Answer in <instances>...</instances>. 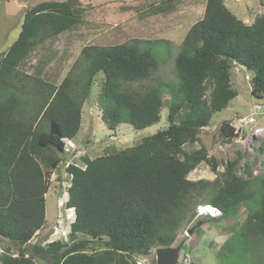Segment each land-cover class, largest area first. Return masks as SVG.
Returning a JSON list of instances; mask_svg holds the SVG:
<instances>
[{
  "label": "trees",
  "instance_id": "1",
  "mask_svg": "<svg viewBox=\"0 0 264 264\" xmlns=\"http://www.w3.org/2000/svg\"><path fill=\"white\" fill-rule=\"evenodd\" d=\"M180 2L152 4L149 14L173 12ZM82 21V9L68 0L41 1L26 11L18 37L0 53V241L18 245L16 253L0 254V264H40L36 256L47 264H135L153 248L172 246L203 203L208 212L221 211L211 218L220 221L244 208L242 233L264 240V175H253L247 165V176L237 173L240 153L220 173L205 146L185 149L237 96L231 85L235 65L253 73L251 92L264 96V13L245 23L226 0H206L203 17L189 28L176 55V83L137 86L159 65L138 39L85 45L59 83L42 75L40 64L32 72L22 68L38 46ZM99 73V103L109 129L123 122L145 128L161 119L164 105L168 125L135 145L83 155L84 166L68 165L66 206L75 212L69 240L29 248L47 222L48 178L61 166L67 140L82 127L83 106ZM220 133L231 139L235 127L224 121ZM258 149L264 152V142ZM203 162L218 174L215 180L188 177ZM95 242L99 248H92Z\"/></svg>",
  "mask_w": 264,
  "mask_h": 264
},
{
  "label": "rangeland",
  "instance_id": "2",
  "mask_svg": "<svg viewBox=\"0 0 264 264\" xmlns=\"http://www.w3.org/2000/svg\"><path fill=\"white\" fill-rule=\"evenodd\" d=\"M46 0H2L0 7V53L6 51L18 37L26 11L35 4ZM82 9L83 21L74 29L60 34L38 46L29 56L22 68L32 72L40 64L42 75L60 82L73 62L79 57L85 45H115L138 39L144 47L152 49L159 59V65L150 79L141 80L137 86L148 87L161 81H178L175 58L182 40L189 28L204 15L206 0H181L177 9L166 14L150 15L152 4H163L164 0H68ZM228 7L245 23H252L264 13V0H227ZM104 74L99 73L92 93L85 103L83 125L76 139L66 145L70 148L62 154L63 162L48 178L49 191L46 193L45 226L39 230L27 245L47 244L56 239L69 240L70 225L74 221L73 208H68V187L70 175L67 171L71 163L84 166L81 156L91 158L108 151L119 150L138 143L143 137L157 132L168 125V107L163 106L161 119L145 128L136 129L132 124L123 122L116 130L107 127L102 119V107L99 103L101 82ZM253 73L240 65L232 69L231 85L237 96L224 110L214 114L208 126L204 127L199 140L185 145L186 150L205 146L210 156L218 163L220 173L225 163L241 154L237 173L247 176V165L253 175H264V152L258 148L264 142V96L257 98L252 94ZM169 98V95H164ZM230 121L236 135L223 138L220 126ZM74 147V148H73ZM218 176L211 165L199 164L188 177L192 180L213 181ZM203 205H207L203 203ZM184 223L173 246L185 241L179 258V264H264V240L242 233L247 211L242 208L236 218L223 221L221 213L208 212ZM199 220H206L193 233L188 230ZM195 228V227H194ZM230 242L222 245L230 236ZM96 241V240H95ZM17 244L8 239L0 241V254L11 251L16 253ZM95 242L92 248H99ZM10 248V249H9ZM153 248L150 254L136 257L137 262L152 264L156 260ZM188 259V260H187ZM40 264H47L43 256H36Z\"/></svg>",
  "mask_w": 264,
  "mask_h": 264
},
{
  "label": "water",
  "instance_id": "3",
  "mask_svg": "<svg viewBox=\"0 0 264 264\" xmlns=\"http://www.w3.org/2000/svg\"><path fill=\"white\" fill-rule=\"evenodd\" d=\"M201 224V221L197 223ZM194 227L188 230V235L192 234ZM182 247L178 246H168V247H158L155 249L156 253V264H179V258Z\"/></svg>",
  "mask_w": 264,
  "mask_h": 264
},
{
  "label": "built area",
  "instance_id": "4",
  "mask_svg": "<svg viewBox=\"0 0 264 264\" xmlns=\"http://www.w3.org/2000/svg\"><path fill=\"white\" fill-rule=\"evenodd\" d=\"M70 143H71V141H70ZM73 148H74V147H73ZM65 150H66V152H67V151L70 150V148L66 145ZM205 207H208V206L199 205V208H198V214H203V213L205 212V210L203 211V209H204ZM218 213L220 214L221 211H220V210H217V214H218ZM215 215H216V214H215ZM187 260H188V259H187ZM138 263H140V262H137V263H135V264H138Z\"/></svg>",
  "mask_w": 264,
  "mask_h": 264
},
{
  "label": "crops",
  "instance_id": "5",
  "mask_svg": "<svg viewBox=\"0 0 264 264\" xmlns=\"http://www.w3.org/2000/svg\"><path fill=\"white\" fill-rule=\"evenodd\" d=\"M226 4H227V0H226ZM163 14H166V13H163ZM67 73V72H66ZM65 76V75H64ZM63 76V77H64ZM86 103V102H85ZM84 109H85V104L83 106V114H84ZM82 125H83V122H82ZM81 130V129H80ZM77 137V136H76ZM76 137L74 138V140L76 139ZM73 140V139H72ZM72 140H69V141H72ZM73 142V141H72ZM74 143V142H73Z\"/></svg>",
  "mask_w": 264,
  "mask_h": 264
},
{
  "label": "clouds",
  "instance_id": "6",
  "mask_svg": "<svg viewBox=\"0 0 264 264\" xmlns=\"http://www.w3.org/2000/svg\"><path fill=\"white\" fill-rule=\"evenodd\" d=\"M204 206V205H203ZM205 206H209V205H205ZM216 210H219L218 208L215 207ZM75 213V212H74ZM75 219V218H74ZM138 264H143L142 262L138 263Z\"/></svg>",
  "mask_w": 264,
  "mask_h": 264
}]
</instances>
